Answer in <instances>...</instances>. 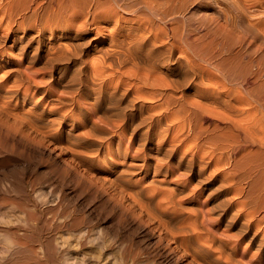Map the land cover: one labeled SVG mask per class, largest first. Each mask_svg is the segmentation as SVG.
<instances>
[{"label": "bare ground", "instance_id": "bare-ground-1", "mask_svg": "<svg viewBox=\"0 0 264 264\" xmlns=\"http://www.w3.org/2000/svg\"><path fill=\"white\" fill-rule=\"evenodd\" d=\"M191 1L0 0V137L65 152L185 264H264V32ZM39 241L2 234L0 264H53Z\"/></svg>", "mask_w": 264, "mask_h": 264}, {"label": "rangeland", "instance_id": "rangeland-1", "mask_svg": "<svg viewBox=\"0 0 264 264\" xmlns=\"http://www.w3.org/2000/svg\"><path fill=\"white\" fill-rule=\"evenodd\" d=\"M195 2L190 15H203L208 23L231 29L232 18L237 35L254 28L264 32V0ZM59 151L50 143L0 137V241L9 233L28 243L48 242L53 264H65L66 258L68 264H185L155 226L124 217L95 187L73 176L70 158ZM93 175H102L101 169H94ZM4 214L10 218H2ZM81 226L86 231L77 232ZM99 231L103 236L94 242L78 240Z\"/></svg>", "mask_w": 264, "mask_h": 264}]
</instances>
